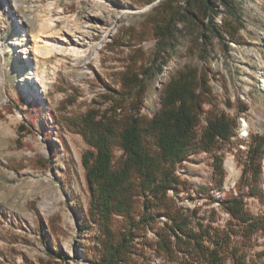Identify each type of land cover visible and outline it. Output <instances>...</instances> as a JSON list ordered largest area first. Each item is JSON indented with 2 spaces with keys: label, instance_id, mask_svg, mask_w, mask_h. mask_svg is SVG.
Here are the masks:
<instances>
[{
  "label": "rangeland",
  "instance_id": "rangeland-1",
  "mask_svg": "<svg viewBox=\"0 0 264 264\" xmlns=\"http://www.w3.org/2000/svg\"><path fill=\"white\" fill-rule=\"evenodd\" d=\"M159 1L0 0V264H87L83 249L97 239L88 223L90 195L81 163L88 147L72 123L90 108L106 107L105 89L118 88L117 73L132 51L151 56L155 41L144 25ZM236 2L244 25L239 43L225 49L212 39L207 57L217 113L234 122L230 144L220 151L223 172L209 154L190 156L176 172L185 188L168 194L191 227L209 233L224 231L229 216L218 201L227 192H243L245 209L264 216V159L256 180L240 182L244 147L253 137L264 141V0ZM179 29L163 73L147 83L144 116L158 110L161 88L184 66L206 68L185 54L195 27L186 22ZM40 38L65 52L49 58L27 52ZM243 120L247 139L237 134ZM205 126L202 116L198 132ZM228 161L236 175L230 176ZM194 209L196 214L186 213ZM253 239L245 264H264V234ZM59 254L61 260L55 259ZM145 259L161 264L149 250Z\"/></svg>",
  "mask_w": 264,
  "mask_h": 264
},
{
  "label": "trees",
  "instance_id": "trees-1",
  "mask_svg": "<svg viewBox=\"0 0 264 264\" xmlns=\"http://www.w3.org/2000/svg\"><path fill=\"white\" fill-rule=\"evenodd\" d=\"M186 22L197 36L185 54L206 68L184 66L161 88L158 110L144 116L147 83L163 73L179 26ZM144 26L155 41L151 56L132 51L117 73L118 88L105 89L106 107L90 108L72 123L88 147L81 163L90 195L88 223L97 232L92 247H84V257L87 264H147L149 250L161 264H245L254 236L264 234V216L245 209L246 194L227 192L219 199L229 216L222 233L191 227V218L168 196L185 188L176 172L190 156L209 154L219 163L215 170L223 172L220 151L230 144L234 122L217 113L207 57L212 39L225 49L239 43L241 9L236 0H160ZM202 116L206 126L198 132ZM251 143L240 178L244 185L260 173L264 141L253 137ZM116 150L121 151L118 158ZM55 259L61 260V254Z\"/></svg>",
  "mask_w": 264,
  "mask_h": 264
},
{
  "label": "bare ground",
  "instance_id": "bare-ground-1",
  "mask_svg": "<svg viewBox=\"0 0 264 264\" xmlns=\"http://www.w3.org/2000/svg\"><path fill=\"white\" fill-rule=\"evenodd\" d=\"M30 51H32L33 53H36L37 55H42L48 58L52 53L63 54L65 52L62 46L59 47L58 45L53 44L49 39H41V38H40V41H38L37 43H34L32 46L29 47V49H27V52H30ZM21 54H22V58L26 60L27 59L26 51H21ZM0 81H1V78H0ZM237 131H238L237 134L239 137L242 136L241 138L243 139L248 138L247 123L244 120L239 125V128ZM227 168L229 170L230 176L237 174L232 161L227 162Z\"/></svg>",
  "mask_w": 264,
  "mask_h": 264
},
{
  "label": "built area",
  "instance_id": "built-area-1",
  "mask_svg": "<svg viewBox=\"0 0 264 264\" xmlns=\"http://www.w3.org/2000/svg\"><path fill=\"white\" fill-rule=\"evenodd\" d=\"M249 141H250V137H249ZM250 143V142H249ZM248 147L249 146H245L244 147V150H246V152H247V150H248ZM261 159H264V149H263V153H262V157H261ZM260 168L262 169V166H261V164H260ZM262 174H264V171H262ZM227 220H226V222L229 220V217L228 218H226Z\"/></svg>",
  "mask_w": 264,
  "mask_h": 264
}]
</instances>
